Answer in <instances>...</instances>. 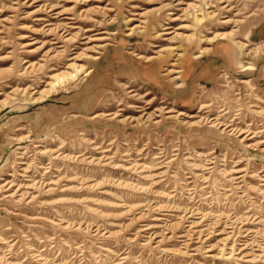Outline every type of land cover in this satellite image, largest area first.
I'll return each instance as SVG.
<instances>
[{
  "label": "rangeland",
  "instance_id": "rangeland-1",
  "mask_svg": "<svg viewBox=\"0 0 264 264\" xmlns=\"http://www.w3.org/2000/svg\"><path fill=\"white\" fill-rule=\"evenodd\" d=\"M0 264H264V0H0Z\"/></svg>",
  "mask_w": 264,
  "mask_h": 264
},
{
  "label": "bare ground",
  "instance_id": "bare-ground-1",
  "mask_svg": "<svg viewBox=\"0 0 264 264\" xmlns=\"http://www.w3.org/2000/svg\"><path fill=\"white\" fill-rule=\"evenodd\" d=\"M208 3H210V2H208ZM86 14V13H85ZM232 33L233 32H231V31H226V32H219L218 33V35H221V37L222 38H226V37H230L231 35H232ZM235 43L237 44V45H240L241 43H242V41H240V40H236L235 41ZM161 54V53H160ZM67 72V71H66Z\"/></svg>",
  "mask_w": 264,
  "mask_h": 264
}]
</instances>
